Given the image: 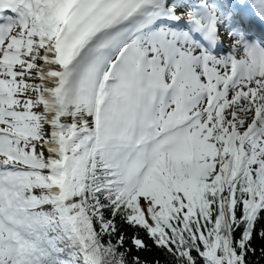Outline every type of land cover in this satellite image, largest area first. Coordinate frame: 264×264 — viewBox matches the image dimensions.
Returning <instances> with one entry per match:
<instances>
[{
    "label": "snow or ice",
    "instance_id": "1",
    "mask_svg": "<svg viewBox=\"0 0 264 264\" xmlns=\"http://www.w3.org/2000/svg\"><path fill=\"white\" fill-rule=\"evenodd\" d=\"M0 264H264V0H0Z\"/></svg>",
    "mask_w": 264,
    "mask_h": 264
}]
</instances>
